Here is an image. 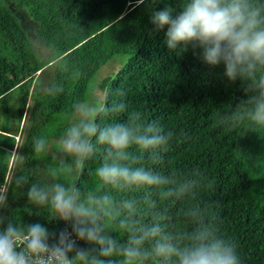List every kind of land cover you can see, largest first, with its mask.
I'll use <instances>...</instances> for the list:
<instances>
[{"label": "clouds", "instance_id": "9594fccd", "mask_svg": "<svg viewBox=\"0 0 264 264\" xmlns=\"http://www.w3.org/2000/svg\"><path fill=\"white\" fill-rule=\"evenodd\" d=\"M143 3L136 0L137 6ZM175 11L165 7L150 18L153 32L166 28L167 49L198 51L210 68L223 66L229 83L246 85V98L222 118L223 126L243 135L264 129V0H181ZM30 45L50 74L37 78L42 97L66 93L61 77L73 87L79 82V68L45 38L37 34ZM125 112L126 119H115ZM173 135L157 121L146 122L140 111H129L124 100L109 103L105 97L76 103L54 146L47 135L32 137L33 159L45 162L51 152V162L26 170L24 157L7 154L12 167L0 184V209L8 207L10 188L27 186V205L65 227L50 231L40 222L23 224L18 212L11 219L0 213V264H241L236 244L217 234L215 217L195 198L199 176L165 174L142 163L162 160ZM94 157V184L77 186ZM137 191L143 195L135 196ZM177 203L182 223L171 222L161 207ZM24 211L33 214L29 207ZM144 212L150 220L142 219ZM81 241L94 247H82Z\"/></svg>", "mask_w": 264, "mask_h": 264}, {"label": "trees", "instance_id": "16d2710c", "mask_svg": "<svg viewBox=\"0 0 264 264\" xmlns=\"http://www.w3.org/2000/svg\"><path fill=\"white\" fill-rule=\"evenodd\" d=\"M165 7L174 8L176 15L181 0H145L139 6L136 0L0 2V184L11 161L7 154L15 145L14 152L25 158L26 170L52 161L51 152L45 162L33 159L32 137L47 135L54 146L70 122L55 117L72 118L73 106L87 101L94 75L116 55H122L126 61L101 78L92 103L105 97L109 103L124 100L128 110L140 111L146 122L157 121L173 131L162 160L145 159L142 163L165 174L199 176L195 198L215 217L217 234L236 244L241 264H264V129L243 135L239 128L223 126L222 118L246 98V85L239 80L229 83L223 66L210 68L198 59V51L197 55L191 49L170 52L165 44L166 28L153 32L150 23L153 12ZM37 34L52 49L67 55L82 73L74 87L68 77H61L67 91L54 100L35 90L37 78L42 73L50 75L30 45ZM117 90L125 95L118 96ZM13 92L17 99L11 130L6 97ZM126 118L127 112L115 117ZM22 129L23 138L16 143ZM98 164L99 157L86 163L77 186L94 184ZM26 191L27 186L15 191L10 188L8 207L0 213L11 219L18 212L23 224L40 222L50 231L65 227L60 221L48 222L46 214L37 215L40 210L27 205ZM133 194L140 197L143 191ZM181 206L161 204L175 223H182L176 216ZM26 207L32 209V215L24 211ZM142 219L150 217L144 212Z\"/></svg>", "mask_w": 264, "mask_h": 264}, {"label": "rangeland", "instance_id": "374dc122", "mask_svg": "<svg viewBox=\"0 0 264 264\" xmlns=\"http://www.w3.org/2000/svg\"><path fill=\"white\" fill-rule=\"evenodd\" d=\"M0 2L2 3H6V0H0ZM126 61V57L122 56V55H116L114 58H112L104 67L100 68L98 70V72L94 75V77L92 78V80L89 83V87H88V94H87V101L89 103L93 102V98H96L95 96V90L97 87L98 82L101 80L102 77H104L107 73H109L110 71H112V69L116 68L120 63H123ZM16 99H17V93L13 92L10 93L7 97H6V102L9 108V118H10V129L13 130L14 127V119L16 116V110H15V104H16ZM2 105V102H0V107ZM1 109H0V121H1ZM28 116L25 119V123L27 121ZM56 121H71V118L68 116H56L55 117ZM64 122V123H65ZM23 134H24V129H22L21 134H20V141L23 138ZM41 167V166H39Z\"/></svg>", "mask_w": 264, "mask_h": 264}, {"label": "built area", "instance_id": "2783aa9c", "mask_svg": "<svg viewBox=\"0 0 264 264\" xmlns=\"http://www.w3.org/2000/svg\"><path fill=\"white\" fill-rule=\"evenodd\" d=\"M0 133H2V132H0ZM15 139H16V143H17V142L19 141V136H16ZM15 148H16V145H15L13 151H15ZM13 151H12V152H13ZM11 165H12V160L10 161V165H9L8 171H10V167H11ZM5 179H7V174H6V176H5ZM3 182H4V181H3ZM3 182H2V183H3Z\"/></svg>", "mask_w": 264, "mask_h": 264}, {"label": "water", "instance_id": "95a60500", "mask_svg": "<svg viewBox=\"0 0 264 264\" xmlns=\"http://www.w3.org/2000/svg\"><path fill=\"white\" fill-rule=\"evenodd\" d=\"M14 152V151H13Z\"/></svg>", "mask_w": 264, "mask_h": 264}]
</instances>
